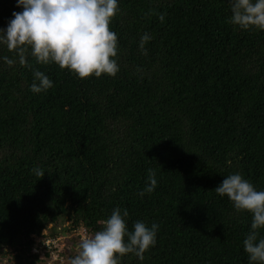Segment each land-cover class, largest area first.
Instances as JSON below:
<instances>
[{"label": "trees", "instance_id": "obj_1", "mask_svg": "<svg viewBox=\"0 0 264 264\" xmlns=\"http://www.w3.org/2000/svg\"><path fill=\"white\" fill-rule=\"evenodd\" d=\"M16 5L0 0V29ZM118 9L115 76L82 80L30 56L21 65L0 45L15 61L0 59V264H46L34 248L65 217L94 234L117 207L130 231L159 226L143 261L119 264H249L252 216L214 190L234 173L264 190V31L229 23L228 0ZM35 70L53 87L30 91ZM150 168L157 186L141 198ZM68 242L57 264L77 254Z\"/></svg>", "mask_w": 264, "mask_h": 264}, {"label": "clouds", "instance_id": "obj_2", "mask_svg": "<svg viewBox=\"0 0 264 264\" xmlns=\"http://www.w3.org/2000/svg\"><path fill=\"white\" fill-rule=\"evenodd\" d=\"M231 17L229 23L240 30L264 31V0H228ZM20 12H13L12 19L0 29V45L15 54L21 65L27 56L38 64H55L67 69L79 79L115 76L119 71L117 36L110 24L118 12V0H17ZM161 21L164 16L159 17ZM145 33L140 39V49L150 40ZM5 63L15 61L2 57ZM30 91L41 93L53 87L52 81L39 70L33 72ZM38 177L44 172L33 168ZM157 186L155 172L150 168L144 188L137 193L143 198ZM220 197H227L237 213L252 216L250 231L243 241L249 264H264V190H257L240 173L230 174L214 190ZM128 210L119 207L104 220L103 228L80 242L69 264H119V258L135 255L140 261L154 247L158 225L148 226L136 221L130 231L126 218Z\"/></svg>", "mask_w": 264, "mask_h": 264}, {"label": "built area", "instance_id": "obj_3", "mask_svg": "<svg viewBox=\"0 0 264 264\" xmlns=\"http://www.w3.org/2000/svg\"><path fill=\"white\" fill-rule=\"evenodd\" d=\"M64 233L65 232L61 233L60 235H49L45 239L39 238V243L34 248V253L44 257L46 264L65 262L62 253L69 249V239H71L73 236H77L81 241L85 236L92 235L90 231L84 226L77 227V232L75 235Z\"/></svg>", "mask_w": 264, "mask_h": 264}, {"label": "rangeland", "instance_id": "obj_4", "mask_svg": "<svg viewBox=\"0 0 264 264\" xmlns=\"http://www.w3.org/2000/svg\"><path fill=\"white\" fill-rule=\"evenodd\" d=\"M74 220L72 221V223L71 224H69V222H67V218L65 217V219H64V222H63V225L62 226H60V225H58V227H56L55 226V228L54 229H52L51 231L52 232H56V234L57 233H63V232H65V234H69V235H75L76 234V232H77V227L76 228H74ZM50 228H51V226H50ZM45 233L46 234H50L49 232H47V231H45ZM55 234V235H56ZM72 238V241H76L77 243H78V245H79V242H80V239H79V237H77V236H73V237H71Z\"/></svg>", "mask_w": 264, "mask_h": 264}, {"label": "crops", "instance_id": "obj_5", "mask_svg": "<svg viewBox=\"0 0 264 264\" xmlns=\"http://www.w3.org/2000/svg\"><path fill=\"white\" fill-rule=\"evenodd\" d=\"M74 248H75V249H78V246H77V245H75V246H74Z\"/></svg>", "mask_w": 264, "mask_h": 264}, {"label": "water", "instance_id": "obj_6", "mask_svg": "<svg viewBox=\"0 0 264 264\" xmlns=\"http://www.w3.org/2000/svg\"><path fill=\"white\" fill-rule=\"evenodd\" d=\"M65 234V233H64Z\"/></svg>", "mask_w": 264, "mask_h": 264}]
</instances>
